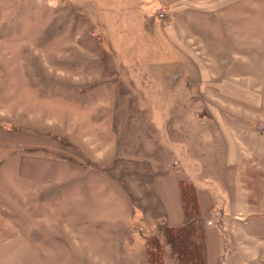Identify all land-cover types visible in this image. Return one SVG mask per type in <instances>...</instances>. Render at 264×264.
Instances as JSON below:
<instances>
[{
	"label": "rangeland",
	"instance_id": "374dc122",
	"mask_svg": "<svg viewBox=\"0 0 264 264\" xmlns=\"http://www.w3.org/2000/svg\"><path fill=\"white\" fill-rule=\"evenodd\" d=\"M213 113L240 128L242 157L237 196L205 227L220 264H264V0H0V264H97L78 263V224L39 195L28 157L108 171L147 238L178 147L220 146Z\"/></svg>",
	"mask_w": 264,
	"mask_h": 264
},
{
	"label": "crops",
	"instance_id": "0c3cea01",
	"mask_svg": "<svg viewBox=\"0 0 264 264\" xmlns=\"http://www.w3.org/2000/svg\"><path fill=\"white\" fill-rule=\"evenodd\" d=\"M213 85L228 94L235 91L232 89L233 85L227 86L221 81L213 82ZM208 107L212 109V105L209 104ZM209 118L217 127V131L213 132L220 146H206L201 135H197L195 146L191 144V148L188 145L178 147L181 167L166 171L154 181L155 191L164 210V221L171 226L182 225L185 220L180 195L182 180L196 186L205 217L210 216L215 209L227 211L228 204L237 196L239 185L231 173L242 157L239 145L240 128L229 126L225 115L213 113ZM232 119L235 122L243 117L233 116ZM247 122L252 121L248 119ZM198 142L202 144L197 145ZM192 153L196 158L191 157ZM199 155H220L222 159L208 158L204 159L206 162H202ZM186 156L187 158H183ZM192 160L194 162L189 163ZM26 161V174L41 183L37 188L43 200L51 201V207L64 208V213L60 214L72 220L73 224H78V263L147 264L146 237L134 231L137 221L134 203L115 176L103 168L65 159L31 156ZM212 168L217 175L212 173ZM0 198L3 201L6 197L1 194ZM219 230L214 226L206 227L209 264L221 263L223 241ZM20 231L17 227L14 236L21 234ZM35 235L34 231H30L33 239ZM32 242L30 248L48 250L45 243L40 248L33 240Z\"/></svg>",
	"mask_w": 264,
	"mask_h": 264
},
{
	"label": "trees",
	"instance_id": "16d2710c",
	"mask_svg": "<svg viewBox=\"0 0 264 264\" xmlns=\"http://www.w3.org/2000/svg\"><path fill=\"white\" fill-rule=\"evenodd\" d=\"M180 195L184 223L179 226L165 221L157 223V232L146 238L147 264H209L206 227L197 188L182 180Z\"/></svg>",
	"mask_w": 264,
	"mask_h": 264
},
{
	"label": "built area",
	"instance_id": "2783aa9c",
	"mask_svg": "<svg viewBox=\"0 0 264 264\" xmlns=\"http://www.w3.org/2000/svg\"><path fill=\"white\" fill-rule=\"evenodd\" d=\"M209 222H212V220H210Z\"/></svg>",
	"mask_w": 264,
	"mask_h": 264
}]
</instances>
